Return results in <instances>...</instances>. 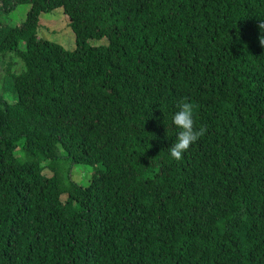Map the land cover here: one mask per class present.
<instances>
[{"label": "trees", "instance_id": "1", "mask_svg": "<svg viewBox=\"0 0 264 264\" xmlns=\"http://www.w3.org/2000/svg\"><path fill=\"white\" fill-rule=\"evenodd\" d=\"M57 6L71 49L37 34ZM261 23L264 0H0V264H264ZM182 102L207 132L177 161Z\"/></svg>", "mask_w": 264, "mask_h": 264}, {"label": "rangeland", "instance_id": "2", "mask_svg": "<svg viewBox=\"0 0 264 264\" xmlns=\"http://www.w3.org/2000/svg\"><path fill=\"white\" fill-rule=\"evenodd\" d=\"M28 7L29 4L25 2L17 4L5 14L7 22L9 24H16L23 20ZM68 20V15L63 11L61 6L41 11L37 25V34L41 37L59 42L65 48L71 49L74 47L75 41L74 32L71 29ZM91 40L93 41L95 39ZM99 41H104V39ZM7 60V58L0 60V80ZM69 168L71 177L74 180L86 184L94 167L91 164L75 162L71 163ZM44 171L48 172L49 170L45 168ZM62 197H64V195Z\"/></svg>", "mask_w": 264, "mask_h": 264}, {"label": "clouds", "instance_id": "3", "mask_svg": "<svg viewBox=\"0 0 264 264\" xmlns=\"http://www.w3.org/2000/svg\"><path fill=\"white\" fill-rule=\"evenodd\" d=\"M260 28L264 29V23L260 24ZM261 44H264V38H261ZM178 108L179 110L173 115V123L180 131L176 142L169 147V151L172 158L180 161L183 153L206 134L207 128L206 126L196 127L193 119L194 106L191 103L182 102Z\"/></svg>", "mask_w": 264, "mask_h": 264}]
</instances>
